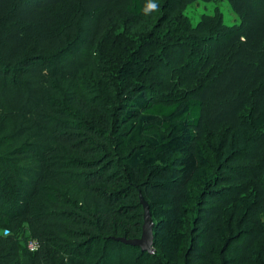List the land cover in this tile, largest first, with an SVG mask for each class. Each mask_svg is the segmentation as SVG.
Here are the masks:
<instances>
[{"label": "trees", "instance_id": "trees-1", "mask_svg": "<svg viewBox=\"0 0 264 264\" xmlns=\"http://www.w3.org/2000/svg\"><path fill=\"white\" fill-rule=\"evenodd\" d=\"M198 1L0 0V264H264V0Z\"/></svg>", "mask_w": 264, "mask_h": 264}, {"label": "rangeland", "instance_id": "rangeland-1", "mask_svg": "<svg viewBox=\"0 0 264 264\" xmlns=\"http://www.w3.org/2000/svg\"><path fill=\"white\" fill-rule=\"evenodd\" d=\"M216 12L217 14L221 16L222 21L225 25L233 26V25L239 24V19L232 12L230 6L225 0H213L209 2H205V1L195 2L191 5H188L186 8L182 10V16H184L186 19L189 20V24L191 26H195L199 22L200 18H202V16H212ZM165 34H164V38L158 37L156 35H155L156 37L155 36L152 37L151 40H148L147 42H145L143 49L147 46V48L145 49L146 52L153 51V49L150 46H153V47L157 46L158 43H160L164 39L166 40L169 38V35L165 36ZM157 55L158 54L156 52H152L150 55L146 57V64L148 65V67H150V69H153V66L155 67V70L153 71L151 70V73H149L147 76L151 77L154 81H156L157 85L162 84L166 86V85L175 84L177 85V90H182V89L189 87L187 84L181 85V82L184 79L183 72L182 74H174V75L168 74L166 78L163 75L161 76V74L159 73L161 70L159 69L158 65H159L160 59H163V60L165 59ZM187 58L189 59L188 55H187ZM187 58H185L182 62V65H181L182 70L185 69L187 65V62H188ZM164 79L166 80L165 82H164ZM262 221H264L263 218H262ZM150 255H153V253H150ZM130 257H131V262H132L131 264H135L133 263V261L137 259V255L129 256L127 252L123 254L124 259L128 260ZM118 258L119 257L116 256V259ZM156 263H157L156 260H153L152 258L149 257V258H145L142 264H156Z\"/></svg>", "mask_w": 264, "mask_h": 264}, {"label": "water", "instance_id": "water-1", "mask_svg": "<svg viewBox=\"0 0 264 264\" xmlns=\"http://www.w3.org/2000/svg\"><path fill=\"white\" fill-rule=\"evenodd\" d=\"M139 203L142 208V225L141 235L139 238L127 239L125 237L115 238L116 241L136 247L140 249V252L152 253L153 252V228L154 222L149 212V205L143 196L139 193Z\"/></svg>", "mask_w": 264, "mask_h": 264}, {"label": "built area", "instance_id": "built-area-1", "mask_svg": "<svg viewBox=\"0 0 264 264\" xmlns=\"http://www.w3.org/2000/svg\"><path fill=\"white\" fill-rule=\"evenodd\" d=\"M28 246H29V248H30L31 250H34V249H35V243H33V242H29V243H28Z\"/></svg>", "mask_w": 264, "mask_h": 264}, {"label": "bare ground", "instance_id": "bare-ground-1", "mask_svg": "<svg viewBox=\"0 0 264 264\" xmlns=\"http://www.w3.org/2000/svg\"><path fill=\"white\" fill-rule=\"evenodd\" d=\"M29 236V235H28Z\"/></svg>", "mask_w": 264, "mask_h": 264}]
</instances>
